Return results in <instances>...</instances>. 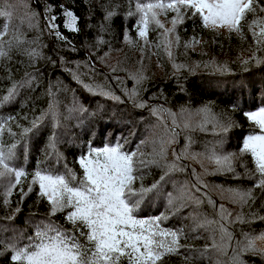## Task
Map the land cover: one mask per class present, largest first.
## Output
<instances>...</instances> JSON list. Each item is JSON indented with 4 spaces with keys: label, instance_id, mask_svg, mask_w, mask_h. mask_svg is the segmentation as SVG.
<instances>
[{
    "label": "trees",
    "instance_id": "1",
    "mask_svg": "<svg viewBox=\"0 0 264 264\" xmlns=\"http://www.w3.org/2000/svg\"><path fill=\"white\" fill-rule=\"evenodd\" d=\"M147 2L151 0H0V7L12 13L0 16V47L6 51L0 57V97L17 89L0 107V120L6 121L3 144L17 145L13 164L28 173L22 182L27 192L38 168L54 173L67 168L82 176L78 159L87 153L89 141L102 147L123 137V150L138 149V160L145 161L136 187H150L165 176L137 217L163 216L161 228L181 233L179 252L163 256L158 264H232L245 234L264 246L258 239L264 234V188L258 187L251 154L241 151L243 137L259 131L243 113L264 106V44L258 46L249 27L253 20L264 21V11L247 13L241 31L221 32L206 29L198 15L184 9L173 30L177 13L156 9L163 27L149 19L141 37L144 25L137 5ZM258 3L264 6V0ZM61 5L78 17L79 31L63 26ZM107 11L115 12L110 21L104 20ZM53 15L66 39L49 30ZM241 83L246 85L243 96ZM74 106L87 111L70 112ZM50 110L56 111L55 118ZM34 121L39 127L24 135ZM218 124H226L227 133ZM213 151L232 154L234 171H218L209 159ZM173 162L175 170L169 167ZM230 189L249 192L247 203L234 202ZM3 192L0 188V240L22 246L34 225L47 218L49 203L38 197L37 186L22 203L19 188L7 203ZM220 205L230 213L223 221ZM64 216L58 212L51 219L70 229ZM221 223L230 240L226 235L222 239ZM21 234L25 239L17 241ZM194 250L206 251L201 256ZM10 256L5 252L0 264H10ZM240 259L264 264L251 252Z\"/></svg>",
    "mask_w": 264,
    "mask_h": 264
},
{
    "label": "snow or ice",
    "instance_id": "2",
    "mask_svg": "<svg viewBox=\"0 0 264 264\" xmlns=\"http://www.w3.org/2000/svg\"><path fill=\"white\" fill-rule=\"evenodd\" d=\"M60 7L64 17L63 26L71 31H79L78 17L65 6ZM156 9L172 10L177 13L172 20L173 30L177 21L181 19V9H184L191 10L194 16L198 15L206 27L241 31V21L245 19L246 14H255L257 9L264 11V6L259 5L258 0H151L137 5V12L141 14V23L144 25L139 31L141 37L146 35L149 19H155V22L163 27L156 19ZM11 14L10 10L0 7V16L10 18ZM114 15L115 12L107 11L104 20L110 21ZM56 20L55 15L49 17V30L54 32L57 38L66 39L61 35L60 25ZM254 26H259L258 33ZM249 27L253 29V36L258 46L264 44V21L253 20ZM3 30L6 32L8 26L5 25ZM8 43L11 45L12 42ZM5 55V49L0 47V57ZM244 63L247 64L248 61ZM239 90L240 95L243 96L246 85L241 83ZM16 91L14 87L9 90L8 95L0 97V107L10 102ZM113 98L119 100V97ZM233 107L237 105L234 103ZM85 111L87 110L75 106L70 110V112ZM243 114L260 129V134L247 135L241 151L251 154L255 171L260 177L258 187L264 188V107H260L257 111H245ZM49 115L55 118L57 113L55 110H50ZM169 115L173 114L169 113ZM5 123L6 121L0 120V188L4 189L5 202L7 203V199L13 194V190L19 188L22 203L23 199L33 191V187L37 186L38 197L46 199L50 206L47 218L34 225L33 234L27 236V242L22 246L19 243L0 240V245L3 246L0 256L10 252V264H158L163 256L179 252L182 247L181 233L161 228L163 216L144 219L136 215L150 194L158 190L165 176L162 175L160 181L152 183L150 187L144 186L143 183L136 187L140 169L145 161L142 158L138 160V149L132 152L123 150L124 143L121 142L123 137L113 144L105 143L102 147H93L89 141L87 153L82 154L78 159L79 166L83 170L82 176L78 177L74 170L67 168L64 173L38 168L31 174V182L26 192L22 182L28 177V173L13 164L17 145L13 144L5 148L3 144ZM38 127L39 125L34 121L31 128L23 130V134L27 135ZM218 127L223 133L229 130L226 124H218ZM8 131L11 135H15L11 133V129ZM55 143L56 138L53 134L51 148L53 155L57 156L58 163L59 156L56 153ZM159 155L164 158L163 150ZM177 159H180V156H177ZM209 159L214 160L218 171H234L232 154H217L213 151ZM169 167L175 170L177 166L173 162ZM194 187L197 192L200 191L198 185ZM228 191L234 202L242 204L247 203L250 196L249 192L232 189ZM209 202L215 207L214 202L211 200ZM169 203H171V194H169ZM219 208L220 219L223 221L230 213H227L223 205ZM16 211L18 212L19 208ZM58 212L65 213L64 220L71 225L70 229L51 219ZM13 218L9 217V219ZM221 232L222 239L224 235L231 239V234L223 223H221ZM24 239L23 234L16 238L17 241ZM256 239L245 234L242 251L233 257L232 264H246L240 259L241 254L246 252L258 255L264 260V246H258ZM258 239L264 241V234ZM194 251H200L203 256L206 250Z\"/></svg>",
    "mask_w": 264,
    "mask_h": 264
},
{
    "label": "rangeland",
    "instance_id": "3",
    "mask_svg": "<svg viewBox=\"0 0 264 264\" xmlns=\"http://www.w3.org/2000/svg\"><path fill=\"white\" fill-rule=\"evenodd\" d=\"M204 24V23H203ZM205 26V25H204ZM205 28L206 29H213V30H219V31H221V32H226V31H228V29L227 28H220V27H216V28H213L212 26H205ZM258 28H259V26H258ZM262 107H264V106H262ZM259 109V108H258ZM258 109H256V110H254V111H257ZM250 134H253V133H250ZM254 134H260V129H259V131L258 132H254ZM247 135H249V134H246L244 137H243V141H244V139L247 137ZM243 141H242V143H243Z\"/></svg>",
    "mask_w": 264,
    "mask_h": 264
}]
</instances>
